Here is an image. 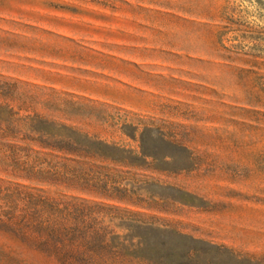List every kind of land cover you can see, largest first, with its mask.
I'll list each match as a JSON object with an SVG mask.
<instances>
[{
	"label": "rangeland",
	"instance_id": "rangeland-1",
	"mask_svg": "<svg viewBox=\"0 0 264 264\" xmlns=\"http://www.w3.org/2000/svg\"><path fill=\"white\" fill-rule=\"evenodd\" d=\"M0 264H264V0H0Z\"/></svg>",
	"mask_w": 264,
	"mask_h": 264
},
{
	"label": "clouds",
	"instance_id": "clouds-1",
	"mask_svg": "<svg viewBox=\"0 0 264 264\" xmlns=\"http://www.w3.org/2000/svg\"><path fill=\"white\" fill-rule=\"evenodd\" d=\"M253 2H255V0H253Z\"/></svg>",
	"mask_w": 264,
	"mask_h": 264
}]
</instances>
